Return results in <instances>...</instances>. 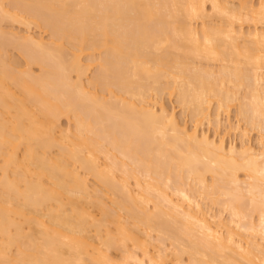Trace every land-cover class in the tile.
<instances>
[{"label": "bare ground", "instance_id": "6f19581e", "mask_svg": "<svg viewBox=\"0 0 264 264\" xmlns=\"http://www.w3.org/2000/svg\"><path fill=\"white\" fill-rule=\"evenodd\" d=\"M0 264H264V0H0Z\"/></svg>", "mask_w": 264, "mask_h": 264}, {"label": "rangeland", "instance_id": "374dc122", "mask_svg": "<svg viewBox=\"0 0 264 264\" xmlns=\"http://www.w3.org/2000/svg\"><path fill=\"white\" fill-rule=\"evenodd\" d=\"M235 1H237V3L240 1V0H235ZM210 3L208 2V4H207V7H209L210 8V5H209ZM210 10H211V8H210ZM210 12H212V11H210ZM241 22V21H240ZM246 23V21L244 22V25H242L243 24V21H242V23H239L238 22V24H241L242 26V30H244L245 29V31H246V29H249V26H247L248 24H249V22L247 21V23ZM1 25H2V27L5 29V30H14V31H20V32H25V30H26V27H25V24H23V23H19V22H13V21H3L2 23H1ZM238 26V25H237ZM31 27H32V30H31V32H33V33H35V34H38L41 30L43 31V36L45 37V40H48L49 39V36H50V31L49 30H47V29H43V28H39V27H37L35 24H31ZM100 49L99 50H95L94 52L93 51H91V50H88V49H84V51L83 52H81V53H83L82 54V56L84 57L83 58V62L86 60L85 58L87 57L86 55L87 54H89V53H93L96 57L97 56H101L102 54H100ZM102 53V52H101ZM100 54V55H99ZM89 56V55H88ZM7 59H8V61L9 62H12V61H17V63H18V69L19 70H24V69H27V68H29L28 67V65L26 64V61H25V58H24V56L20 53V51L19 50H17V49H15V48H13V47H8V51H7ZM205 62V61H204ZM206 63V62H205ZM204 63V64H205ZM95 66V65H94ZM95 68V69H94ZM30 69L32 70V72L33 73H38L39 72V67L37 66V65H32L31 67H30ZM95 71H96V67H91L90 69H89V71H88V75H87V77H85V82L87 83L88 81H89V79L92 77V75H94L95 74ZM97 89H98V91H99V89L100 88H98V87H96ZM243 90V89H242ZM244 91V90H243ZM242 91V92H243ZM152 95H154V93H152ZM161 101H162V103L165 105V107L167 108V109H169L170 111H174L175 112V114H176V116L180 119L181 118V121H182V119H183V121H187L186 123H187V125L190 127L192 124V122L190 121L191 119H190V117H189V115L187 114H184L183 113V109H182V107H181V105L177 102V100H176V96L174 95V96H170L169 94H168V91L167 90H165L164 91V93L163 94H161ZM235 102V104H234V106L235 107H233V105H232V107H231V111H230V113H229V115H228V118H227V114H225V113H223V120H222V116H221V124L219 125V127H218V129H216L215 127V124H210V122H207V121H204L203 123V125L200 127L201 129H199V131L201 132V130L203 129V131H207V133L209 134V135H213L214 136V132L216 133L215 135L218 137V138H220L219 136H221V137H224V139H226L225 140V142H227L226 144H231V142H233L232 144H237L236 146L237 147H239L240 145H241V143H242V140L241 139H243V141H248L249 139V141L248 142H250L251 144H253V146H255L256 145V141H257V137H258V135H259V129H258V127H257V129L255 128V129H252V128H250V129H252V130H250L249 129V126H248V129L250 130V131H248L247 132V134L246 135H248V134H250V135H248L247 137H245V135L243 134L244 133V130L243 129H245L244 127H247V126H245L246 124L244 123V121H240L241 123H239L238 121H237V116L235 117V115H236V109H237V107H238V105L237 104H239V103H237V102H239V100L237 101H234ZM237 106V107H236ZM213 110H214V107H213ZM225 119V120H224ZM229 121H227V120ZM69 119L68 118H66V117H62V119H60V121H59V124H60V128H68V126H71L72 125V120H70V121H68ZM228 124H227V123ZM239 123V124H241L240 126L239 125H236V127H239V128H236L235 127V124H237V123ZM222 123H224V124H222ZM230 123V124H229ZM227 124V125H226ZM242 124H243V126H242ZM222 125V126H221ZM230 125V126H229ZM215 126V127H214ZM226 126H229V129H227V128H225ZM232 126H234L233 128H232ZM242 127V128H241ZM73 128V127H72ZM230 128H232V130H230ZM226 129H227V131H226ZM230 130V131H229ZM243 130V131H242ZM259 130V131H258ZM241 131H242V133H241ZM219 133V134H218ZM219 136H218V135ZM244 135V136H243ZM242 136V137H241ZM249 137V138H248ZM208 176V183H210L211 182V175H207ZM243 176V175H242ZM244 177V176H243ZM88 180H89V184H90V186L92 185V187L94 186V185H97V181L96 180H94L93 179V177L91 176V175H89L88 176ZM96 181V182H95ZM96 183V184H95ZM192 184V183H191ZM99 186V185H98ZM91 187V188H92ZM100 187V186H99ZM94 188V187H93ZM99 189V188H98ZM204 198H205V196H204ZM223 198V197H222ZM248 199V198H244L243 200H244V202L243 203H246L245 201ZM108 200V199H107ZM249 200V199H248ZM247 200V201H248ZM204 201H208L207 202V204L212 208V210H211V212L213 211L214 213V215L217 213H219L218 215H220L221 214V216H222V218L223 219H225V221H228V220H230L231 219V215H230V212L228 211H226V209H223L222 208V206H216V205H211V202H209L210 200H208L207 198H205V200H203V202ZM249 202V201H248ZM247 202V203H248ZM205 203V202H204ZM213 204V203H212ZM205 205H206V203H205ZM207 206V205H206ZM221 208V209H220ZM224 211H223V210ZM222 210V211H221ZM94 212H95V214H97V216H99L98 215V212H96L97 210H93ZM222 212V213H220V212ZM257 212H255V214H256ZM216 214V215H217ZM223 214V215H222ZM254 214V215H255ZM123 215H124V212H123ZM126 215V214H125ZM254 215H253V217H254ZM256 215H258V214H256ZM127 216V215H126ZM125 217V216H124ZM258 216H256V218H257ZM127 218V217H126ZM217 218V217H216ZM216 218H215V220H216ZM230 218V219H229ZM255 218V220H257ZM111 253H112V256L114 255V254H118L119 253V251L117 252V251H115V250H111ZM115 255L116 257L115 258H117L118 256H119V254L118 255ZM114 257V256H113ZM171 257V258H170ZM169 258L170 259H172V257L173 256H170ZM169 260V259H168Z\"/></svg>", "mask_w": 264, "mask_h": 264}]
</instances>
